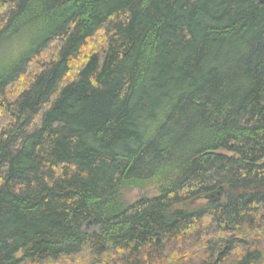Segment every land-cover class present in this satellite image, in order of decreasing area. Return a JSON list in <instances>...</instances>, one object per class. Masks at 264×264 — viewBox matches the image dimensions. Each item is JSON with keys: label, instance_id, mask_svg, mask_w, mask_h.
<instances>
[{"label": "trees", "instance_id": "16d2710c", "mask_svg": "<svg viewBox=\"0 0 264 264\" xmlns=\"http://www.w3.org/2000/svg\"><path fill=\"white\" fill-rule=\"evenodd\" d=\"M0 264H264V1L0 0Z\"/></svg>", "mask_w": 264, "mask_h": 264}, {"label": "water", "instance_id": "95a60500", "mask_svg": "<svg viewBox=\"0 0 264 264\" xmlns=\"http://www.w3.org/2000/svg\"><path fill=\"white\" fill-rule=\"evenodd\" d=\"M260 1H264V0H260ZM207 197H208V198H212V197H214V195H213V194H210V195H208ZM89 223H90V222L88 221L87 224H86V226H87Z\"/></svg>", "mask_w": 264, "mask_h": 264}, {"label": "rangeland", "instance_id": "374dc122", "mask_svg": "<svg viewBox=\"0 0 264 264\" xmlns=\"http://www.w3.org/2000/svg\"><path fill=\"white\" fill-rule=\"evenodd\" d=\"M87 229H89V230H93L94 227H92V226H88Z\"/></svg>", "mask_w": 264, "mask_h": 264}]
</instances>
